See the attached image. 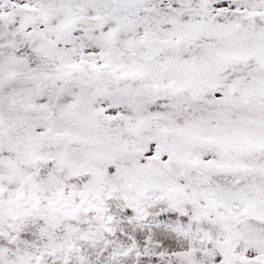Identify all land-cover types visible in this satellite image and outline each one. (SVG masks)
Instances as JSON below:
<instances>
[{"label":"snow or ice","instance_id":"1","mask_svg":"<svg viewBox=\"0 0 264 264\" xmlns=\"http://www.w3.org/2000/svg\"><path fill=\"white\" fill-rule=\"evenodd\" d=\"M0 264H264V0H0Z\"/></svg>","mask_w":264,"mask_h":264}]
</instances>
